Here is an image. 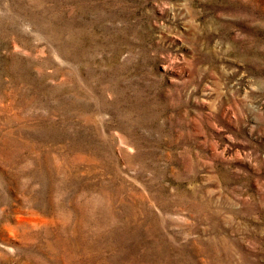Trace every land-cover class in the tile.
Masks as SVG:
<instances>
[{
  "label": "rangeland",
  "instance_id": "1",
  "mask_svg": "<svg viewBox=\"0 0 264 264\" xmlns=\"http://www.w3.org/2000/svg\"><path fill=\"white\" fill-rule=\"evenodd\" d=\"M0 264H264V0H0Z\"/></svg>",
  "mask_w": 264,
  "mask_h": 264
}]
</instances>
